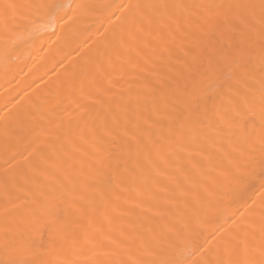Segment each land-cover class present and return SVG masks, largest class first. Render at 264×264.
<instances>
[{
	"label": "bare ground",
	"instance_id": "obj_1",
	"mask_svg": "<svg viewBox=\"0 0 264 264\" xmlns=\"http://www.w3.org/2000/svg\"><path fill=\"white\" fill-rule=\"evenodd\" d=\"M156 2L0 0V178L6 169L9 174L22 169L30 152L82 128L93 108L89 97L103 93L119 98L140 87L136 69L111 54L129 20L145 11L143 5ZM223 2L259 4V0ZM5 4L17 5L8 13L7 24ZM52 4L61 6L55 21H50ZM255 21V32L246 40L254 54L258 89V7ZM205 67L193 65L191 78L203 79ZM253 113L247 131L231 139L225 136L221 150L210 160H201L195 168L182 161V174L168 168L178 175L182 189L161 179L166 190L149 213L116 211L107 219L99 213H82L80 202L74 203L72 193L57 182L59 173L54 169L41 189L58 219L37 231L28 209L33 198L40 199L39 193H28L27 199L25 193H15L11 200L0 194V264H207L229 259L224 240L242 220L252 225V244L259 248L264 220V124L258 102ZM53 161L64 175L86 179L87 169H81L79 158L65 163L62 157L58 161L53 157ZM81 171L84 174L78 175ZM122 233L131 240L122 243ZM253 258L258 259V253Z\"/></svg>",
	"mask_w": 264,
	"mask_h": 264
},
{
	"label": "snow or ice",
	"instance_id": "obj_2",
	"mask_svg": "<svg viewBox=\"0 0 264 264\" xmlns=\"http://www.w3.org/2000/svg\"><path fill=\"white\" fill-rule=\"evenodd\" d=\"M48 7L52 10L50 21H55V11L61 6ZM142 7L145 11L129 20L111 54L136 69L140 87L119 98L103 93L89 97L93 108L82 128L30 152L22 169L12 174L6 169L0 178V194L5 200L15 193H25V199L28 193H39L40 199L33 198L28 209L37 231L58 219L55 206L41 189V182L52 179L54 169L59 173L57 182L72 193L74 203L80 202L82 213H99L105 219L116 211L149 213L166 190L161 179L176 190L182 189L178 175L168 168L182 174V161L195 168L201 160H210L221 150L225 136L231 139L247 131L257 102L264 124V0L258 5L159 0ZM257 7L258 89L254 54L246 40L255 32ZM16 8L3 5L6 24L8 13ZM241 9H247V14ZM193 65H206L203 79L191 78ZM53 157L57 161L62 157L65 163L79 158L81 169H87L86 179L64 175ZM251 229L250 223H237L234 234L224 240L229 259L207 264H264V220L259 248L252 244ZM121 235L122 243L131 240ZM256 253L258 259L253 258Z\"/></svg>",
	"mask_w": 264,
	"mask_h": 264
}]
</instances>
